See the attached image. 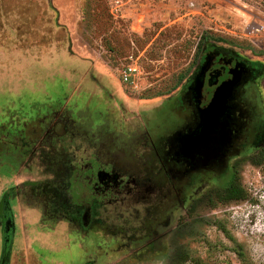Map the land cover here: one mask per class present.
<instances>
[{"label": "rangeland", "instance_id": "374dc122", "mask_svg": "<svg viewBox=\"0 0 264 264\" xmlns=\"http://www.w3.org/2000/svg\"><path fill=\"white\" fill-rule=\"evenodd\" d=\"M216 52L235 67L199 136L211 100L190 95ZM129 56L141 74L124 84ZM36 130L48 150L26 165ZM164 138L174 161L153 184L177 193L150 248L131 233L140 206L82 241L33 186L96 147L150 171ZM232 176L242 200L219 198ZM16 180L0 264H264V0H0V197Z\"/></svg>", "mask_w": 264, "mask_h": 264}, {"label": "flooded vegetation", "instance_id": "af4514ba", "mask_svg": "<svg viewBox=\"0 0 264 264\" xmlns=\"http://www.w3.org/2000/svg\"><path fill=\"white\" fill-rule=\"evenodd\" d=\"M234 67L235 61H227L221 53L217 52L211 55L203 68L198 67L196 75L203 82L200 94H196L200 108L205 107L209 103L217 86L232 77ZM195 93L196 91L194 90L190 95L193 100V94ZM56 122L53 123L55 124ZM41 133L36 130L28 138L30 143H28L29 146L27 148H29L28 152L32 156L30 155L27 158L28 162L26 165L31 162L33 157L39 154L37 153L39 150L41 152L42 150H48L47 145H45L46 143H44L48 133L44 135ZM23 139H25V136L21 138V140ZM146 140H149L148 144L150 145L149 136H147ZM166 141L167 139L164 138V140L159 141L158 147L154 146L153 143L150 146L151 155L154 154L150 160V165L152 164L150 171L137 165L138 163L133 164L112 158L107 159L102 155L100 149L96 147L95 153H89L87 157L83 154L81 158L74 161L75 164L70 161L71 166L62 170L63 175H53L52 185L48 183L49 186L47 187L48 184L45 183L33 186H36L41 194L50 198L51 204L54 206L53 208H55L57 214L60 216L66 214L69 221L72 219L73 224L77 223L80 226L82 233L79 234L78 238L82 241L87 239L88 236H95L94 233L90 236L92 230L111 227L108 219L117 215L122 216V210L124 211L125 208L140 206L142 208L141 219L138 212V217H136L138 226L131 233L134 235L133 237H136L137 242H145L147 248H150L155 242V235H157L156 227L153 223L154 217L159 214L164 215L170 209V202L175 197H171V192L177 193V187L172 184V181L168 180L167 184L162 176L163 181L159 183L162 185L161 187L155 188L153 184L154 164L158 163V169L162 171L165 169V164L174 161L170 156V146ZM35 149L36 155L34 154ZM160 171L157 174L160 175ZM26 183L24 181L21 184H13L14 187L4 190L0 197L3 224L2 254L3 252L4 254L7 253L4 243L10 241L13 232V218L10 204L12 203V199H15L14 197L19 188L22 186L27 187ZM14 201L17 200L15 199ZM165 217H167L166 214ZM149 218H151V221H148ZM8 220L11 222V228L6 232V222ZM165 220H162V222ZM166 224L163 225L166 226ZM117 227L119 228L120 226H115V228ZM78 247L80 245H77L75 248L79 249ZM7 255L6 260L8 259Z\"/></svg>", "mask_w": 264, "mask_h": 264}, {"label": "water", "instance_id": "95a60500", "mask_svg": "<svg viewBox=\"0 0 264 264\" xmlns=\"http://www.w3.org/2000/svg\"><path fill=\"white\" fill-rule=\"evenodd\" d=\"M202 85H203V82L202 80H199L197 78L196 80V87H195V91H196V94L199 95L200 92H201V88H202ZM227 85L228 83H222L218 88H216L214 94H213V97L210 101V104H209V108L207 110H205L202 114V125L204 126L203 129L201 130V132L199 133V136H202L204 135V132L207 128V124H209V121L211 120V117H209L210 115V112L213 110L214 107H216L217 103H218V100L222 97V95L227 91ZM181 150V149H180ZM10 220H8L6 222V232H8L10 230ZM7 243H4V246H6ZM5 251H6V247H5ZM4 260H6L5 257L2 258L1 260V263L4 262Z\"/></svg>", "mask_w": 264, "mask_h": 264}, {"label": "trees", "instance_id": "16d2710c", "mask_svg": "<svg viewBox=\"0 0 264 264\" xmlns=\"http://www.w3.org/2000/svg\"><path fill=\"white\" fill-rule=\"evenodd\" d=\"M222 195H219L220 199L223 200H242L245 198V194L244 192L240 189V187L237 185V183L235 182V177L232 176L229 181L226 184V187L224 188V190L222 191ZM6 247V252L9 256L10 254V248H11V239L10 241L7 243Z\"/></svg>", "mask_w": 264, "mask_h": 264}, {"label": "built area", "instance_id": "2783aa9c", "mask_svg": "<svg viewBox=\"0 0 264 264\" xmlns=\"http://www.w3.org/2000/svg\"><path fill=\"white\" fill-rule=\"evenodd\" d=\"M254 33L259 32L258 29H254ZM138 60V59H137ZM137 60H133V56L128 57V63L122 67L119 75L124 84H131L141 74L140 68L137 64Z\"/></svg>", "mask_w": 264, "mask_h": 264}, {"label": "crops", "instance_id": "0c3cea01", "mask_svg": "<svg viewBox=\"0 0 264 264\" xmlns=\"http://www.w3.org/2000/svg\"><path fill=\"white\" fill-rule=\"evenodd\" d=\"M17 182H18V181L16 180L15 183H17ZM2 192H4V190H3Z\"/></svg>", "mask_w": 264, "mask_h": 264}]
</instances>
